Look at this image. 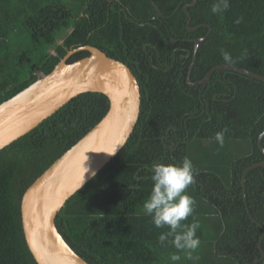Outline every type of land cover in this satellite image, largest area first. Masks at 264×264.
<instances>
[{"label": "trees", "instance_id": "1", "mask_svg": "<svg viewBox=\"0 0 264 264\" xmlns=\"http://www.w3.org/2000/svg\"><path fill=\"white\" fill-rule=\"evenodd\" d=\"M0 0V102L42 74L67 51L89 44L123 62L140 92L136 124L119 151L64 203L55 225L90 264H264V81L230 69L191 81L225 63L264 76V0H230L222 15L213 0ZM186 6V11L184 10ZM243 17L240 24L233 21ZM190 21L188 22V19ZM72 53L70 63L88 55ZM100 92H83L0 149V264H37L26 245L20 200L26 188L108 110ZM227 127L219 147L215 133ZM264 147V136L261 139ZM195 166L199 221L196 259L169 257L144 214L153 162Z\"/></svg>", "mask_w": 264, "mask_h": 264}, {"label": "water", "instance_id": "2", "mask_svg": "<svg viewBox=\"0 0 264 264\" xmlns=\"http://www.w3.org/2000/svg\"><path fill=\"white\" fill-rule=\"evenodd\" d=\"M194 3L195 0H192L190 5ZM184 10L186 11V6ZM202 39L199 37L193 40V54L186 74L188 85L204 84L213 71L220 69L234 70L264 81L261 74L227 63L217 64L200 80L191 81L190 71ZM82 49L89 54L73 62H66L72 53ZM83 92L104 94L108 98V110L94 126L34 179L20 200L24 239L37 264H90L60 235L55 225V217L65 201L79 189L77 187L82 165L89 168V172L84 174L87 182L92 177L90 173L100 170L126 142L130 135L129 129L132 132L139 115V86L134 74L123 62L107 56L95 46L85 44L67 51L50 72L42 74L0 102L2 149L57 111L72 97ZM263 136L264 130L258 135L257 145L264 154L261 144ZM118 144L122 146L114 155L106 153L113 151ZM257 165H264V161L245 168L242 184L246 171Z\"/></svg>", "mask_w": 264, "mask_h": 264}, {"label": "clouds", "instance_id": "3", "mask_svg": "<svg viewBox=\"0 0 264 264\" xmlns=\"http://www.w3.org/2000/svg\"><path fill=\"white\" fill-rule=\"evenodd\" d=\"M229 8L230 0H213L210 11L213 15H222ZM242 21L243 17L240 16L233 22L240 24ZM221 54L225 63L236 62L227 51L221 50ZM130 132L131 129H129V134ZM228 132L229 129L224 127L215 133L214 139L220 148L224 146ZM121 146L122 144H118L113 151L106 153L114 155ZM87 172L89 168L82 165L77 189L85 182L84 174ZM150 173L152 188L143 203V211L145 215L151 217V222L157 229L167 228V231L158 235V243L161 246L170 244L177 250L169 257L172 261L181 260L180 252L184 253L186 259H196L193 254L201 245V240L197 235L200 223L195 219L191 223H184L190 216H193L196 207V200L187 192L188 187L196 183L195 166L191 158L185 156L179 163L153 162ZM95 174V171H92L90 176L94 177Z\"/></svg>", "mask_w": 264, "mask_h": 264}, {"label": "rangeland", "instance_id": "4", "mask_svg": "<svg viewBox=\"0 0 264 264\" xmlns=\"http://www.w3.org/2000/svg\"><path fill=\"white\" fill-rule=\"evenodd\" d=\"M61 2L69 1V0H60Z\"/></svg>", "mask_w": 264, "mask_h": 264}, {"label": "bare ground", "instance_id": "5", "mask_svg": "<svg viewBox=\"0 0 264 264\" xmlns=\"http://www.w3.org/2000/svg\"><path fill=\"white\" fill-rule=\"evenodd\" d=\"M263 153V152H262ZM264 161V160H263Z\"/></svg>", "mask_w": 264, "mask_h": 264}]
</instances>
